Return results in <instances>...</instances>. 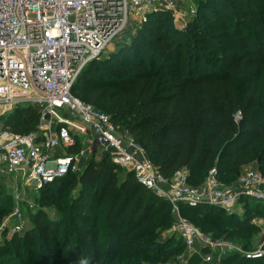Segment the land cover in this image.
<instances>
[{
    "label": "trees",
    "instance_id": "trees-1",
    "mask_svg": "<svg viewBox=\"0 0 264 264\" xmlns=\"http://www.w3.org/2000/svg\"><path fill=\"white\" fill-rule=\"evenodd\" d=\"M148 16L130 45L88 65L87 80L81 87L76 82L74 94L107 112L165 177L186 168L189 180H206L216 168L219 180L228 188L236 186L245 166L256 162L264 167V95L259 98L264 0H205L186 31H170V12ZM3 123L13 133H29L38 123V109L18 106ZM103 159L101 169L91 159L82 171L39 191L41 205H58L66 215L40 212L33 229L0 241V264L177 261L186 248L182 238H159L174 222L170 202L150 193L130 171L119 183L117 165ZM78 183L88 197L66 198L63 204L65 189ZM8 188L0 183V222L14 209ZM243 204L242 215L204 204L181 203L180 209L201 231L233 240L253 231V217L264 216L263 201L243 199ZM243 246L253 252L258 243ZM250 252L229 251L221 264H264ZM199 254L191 264L200 262Z\"/></svg>",
    "mask_w": 264,
    "mask_h": 264
},
{
    "label": "built area",
    "instance_id": "built-area-1",
    "mask_svg": "<svg viewBox=\"0 0 264 264\" xmlns=\"http://www.w3.org/2000/svg\"><path fill=\"white\" fill-rule=\"evenodd\" d=\"M185 1L0 0L1 112L21 105L38 109V124L29 133H13L0 126V174L10 178L4 185L12 189L21 207H32L29 192L82 171L101 155L170 202L176 233L187 250L206 248L213 261L233 251V246L203 235L184 220L180 204L218 206L228 214H242L243 199L264 202L260 171L246 169L231 189L221 187L216 168L199 189L188 186L186 168L169 179L130 134L118 130L107 112L73 92L83 69L135 19L141 23L158 11L184 17L181 4ZM236 118L241 119V114ZM12 216L16 223L5 222L0 235L6 228L13 234L22 230V210L18 208ZM256 252L253 256L263 255Z\"/></svg>",
    "mask_w": 264,
    "mask_h": 264
},
{
    "label": "rangeland",
    "instance_id": "rangeland-1",
    "mask_svg": "<svg viewBox=\"0 0 264 264\" xmlns=\"http://www.w3.org/2000/svg\"><path fill=\"white\" fill-rule=\"evenodd\" d=\"M203 1H205V0H186L184 3H182L181 4L182 5L181 8L185 11L186 16H184L185 18L183 16L181 17L179 15L175 17V16H173L171 14V16L169 18V20H170L169 26L171 25L172 28L170 29V31L171 32L172 31H186V28H187V25L189 24V22L192 21L193 19H195L196 15H198L199 6L203 5ZM148 15H147L146 21H143L141 23H140L139 20L135 19V21H133L131 23V25L122 34H120L110 45H108V47L96 59H98L100 62H104L109 57V55L111 53H113L116 50H119L121 48L120 46L122 44H124V45H128L129 44L130 45V43L133 41V39L139 34V30H140L139 28L142 25L146 24V22H147V20L149 18ZM146 37L147 38H145V39H148L149 35H147ZM87 67H85L83 69V71L80 73V75L78 77L77 81H78V85L80 87L84 84L83 81L87 80L86 78L88 76L85 77L86 75H84V72H85L84 70ZM262 95H264V83L260 87L259 98H261ZM83 101H86V98H84ZM1 111H2V109H0V126L3 127L6 131L11 132L10 130H8V129H6L4 127V123L3 122L6 120L7 115L10 112H12L13 110L10 111V112H1ZM117 128H118V130L120 132L127 133L126 131L122 130L120 128V126H117ZM104 160H106V159H103V156H101V155H99L97 158L94 159V162L97 164L99 169H101V162L104 161ZM246 169H249V170L253 169V170L260 171L262 176H263V178H264V167L263 168L260 167L258 163L252 162L251 164L248 165V167L244 168L241 171V174H243L245 171H247ZM117 172L119 174V183H120L123 179L126 178V173L128 172V170L117 165ZM241 174L239 175L238 179H240ZM207 180H208V178L206 180L205 179L204 180L203 179L202 180L201 179H199V180L198 179L189 180V174H188L186 182H187L188 186H190L191 188L199 189V188H202V187H204L206 185ZM219 183H221L220 185H221L222 188H225V189H229L230 188V187L228 188V185L225 182L221 181V180H219ZM234 187H235V185L231 186V188H234ZM83 189H85V187H83L79 183L78 184H74V185H72L70 187H67L65 189V191H64V197H63V200H62V201H64L63 204H65V202L67 201L66 198H71L72 197L71 200H74L76 198H81V199L87 198L89 193L83 192ZM40 190H42V189H40ZM40 190H34L33 192H29L30 194L28 195L27 198H28V200H30V202L32 204L31 208H27V206L21 207V203H19V202L17 203L16 199L14 198V209H13L12 213L16 212V210L18 208L21 209L22 213H23V216H22V219H21V222H22L21 224H23V227H22V230L18 234H24L26 231H29V230L33 229L34 226H35L36 216H38L40 214V212L43 213L44 215H49L50 217L51 216H60L61 217V216L66 215L65 213L61 214V213L58 212V205H56L55 207H49V206L47 207V206L41 205L42 196L39 193ZM262 191L264 192V184L262 185ZM150 193H153V192H150ZM153 194L156 197L162 198V197L158 196L155 193H153ZM162 199H164V198H162ZM62 201L60 203H62ZM196 206H194V207H196ZM243 207H244V205H243ZM179 209H180V207H179ZM243 211H244V208H243ZM12 213L7 214V215L2 217L3 219L0 222V228L2 227V225L5 222L7 223L8 226H11L14 223H16V221H14V219H13ZM172 214H173V216H175L174 222L169 227L164 228V229L161 230L159 238L162 239V240H164L167 236L175 237L177 239L176 236H178V235H177L176 230H175L176 215L174 213H172ZM180 214H181V217L184 220H187L188 222L193 224L201 233H203V235L209 236V237H211V239L213 238V239H216L218 241L220 240V241H222V242H224L226 244H229V245L233 246V248H232L233 250L235 249L237 251H242L243 253L250 252L252 250H247L243 246V243H246V244L251 243V242L252 243H256V241H257L258 247L253 252H250L251 253L250 255H254L255 254L254 252H256V251L257 252L258 251H262L263 255L259 256V257L264 259V216L261 215L259 217H253L254 219L252 220L251 224L254 225V229H253V231L248 233L246 236H244L242 238H239V239L235 238L233 240H231V239L229 240V239H224L222 237H215L212 234H207V233H205V231L204 232L201 231L200 227L196 226V224L194 223L192 217H185L182 214V210L181 209H180ZM242 214H238V215H242ZM8 230L9 229L6 228L4 230V232L2 233V235H0V241H3L5 238H10L12 236L13 232L9 231V233H8ZM6 231H7V234L5 235ZM171 247H175V243H173L171 245ZM229 249L230 248H227V251ZM199 252H200L199 255H200L201 259H200V262H198L196 264H205V263L206 264H211L212 263L213 258H211V256H208L206 253H202L200 250L196 251V252H194L193 250L189 251L186 248H185V250L182 253L177 255V257H176L177 261L171 262L172 259H169L167 262H169L170 264H191L192 263V256L194 254H198ZM221 262L222 261L220 260L218 264H221ZM164 263H166V262H164ZM164 263L161 262V263H158V264H164Z\"/></svg>",
    "mask_w": 264,
    "mask_h": 264
},
{
    "label": "crops",
    "instance_id": "crops-1",
    "mask_svg": "<svg viewBox=\"0 0 264 264\" xmlns=\"http://www.w3.org/2000/svg\"><path fill=\"white\" fill-rule=\"evenodd\" d=\"M246 167H248V166H245L244 168H246ZM244 168H243V169H244ZM243 169H242V170H243ZM9 179H10V178H8V176H4V175L0 174V183L5 184L7 180L9 181ZM6 184H7V183H6Z\"/></svg>",
    "mask_w": 264,
    "mask_h": 264
}]
</instances>
